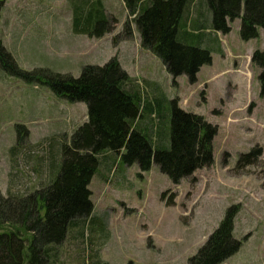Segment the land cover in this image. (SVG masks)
I'll return each mask as SVG.
<instances>
[{"label":"rangeland","instance_id":"rangeland-1","mask_svg":"<svg viewBox=\"0 0 264 264\" xmlns=\"http://www.w3.org/2000/svg\"><path fill=\"white\" fill-rule=\"evenodd\" d=\"M102 2L114 21L110 33L94 38L73 33L70 0H5L0 41L19 69L39 80L47 73L77 78L83 67L115 58L141 96L152 98L159 88L165 114L174 100L217 129L213 163L174 185L154 164L141 173L111 154L89 185L90 222L83 231L82 225L70 230L55 249V264H188L230 207L240 248L221 264H264V98L251 62L264 49L263 31L244 42L239 20L230 23L229 34L219 33L220 44L213 45V62L189 84L185 76L172 79L141 48L135 30L124 36V24L134 25L122 0ZM86 120L84 103L59 99L46 86L0 69L1 194L25 197L47 185L59 163L58 145ZM255 147L262 150L258 162L237 168L240 154Z\"/></svg>","mask_w":264,"mask_h":264},{"label":"trees","instance_id":"trees-1","mask_svg":"<svg viewBox=\"0 0 264 264\" xmlns=\"http://www.w3.org/2000/svg\"><path fill=\"white\" fill-rule=\"evenodd\" d=\"M70 1L74 34L101 38L111 32L114 20H109L102 0ZM4 2L0 0V10ZM122 2L134 25L132 29L124 24V36L131 37L135 30L141 48L158 58L172 79L185 76L189 84L196 83L199 70L211 64L216 33L229 34L230 23L239 20L244 42L257 39L260 30L264 34V0ZM251 62L259 69L264 98V49L254 51ZM0 69L87 108L86 122L67 143L58 145L59 163L47 185L25 197H4L0 192V264H55V249L70 230L82 225L83 231L90 222L89 185L111 154L127 167L137 165L141 173L154 164L174 185L213 163L217 129L201 116L178 108L174 100L165 114L159 88L153 87L152 98L141 96L115 58L102 66L83 67L77 78L47 73L39 80L36 74L22 72L0 41ZM261 154L258 147L240 154L237 168L257 163ZM166 204L172 205L173 198ZM235 214L234 207L226 211L188 264H221L238 252L240 243L233 237Z\"/></svg>","mask_w":264,"mask_h":264},{"label":"crops","instance_id":"crops-1","mask_svg":"<svg viewBox=\"0 0 264 264\" xmlns=\"http://www.w3.org/2000/svg\"><path fill=\"white\" fill-rule=\"evenodd\" d=\"M216 39H217L218 43L220 44L219 33H216ZM219 53H220V55H221V47H220V51H219ZM211 54H212V53H211ZM212 60H213V59H212ZM212 62H213V61H212ZM208 66H210V65H208ZM203 67H204V66H203ZM203 67H202V68H203ZM202 68H201V69H202ZM201 69H200V70H201Z\"/></svg>","mask_w":264,"mask_h":264}]
</instances>
